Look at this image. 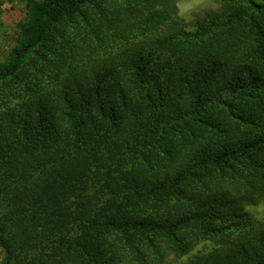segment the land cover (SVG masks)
I'll use <instances>...</instances> for the list:
<instances>
[{
    "label": "trees",
    "instance_id": "16d2710c",
    "mask_svg": "<svg viewBox=\"0 0 264 264\" xmlns=\"http://www.w3.org/2000/svg\"><path fill=\"white\" fill-rule=\"evenodd\" d=\"M9 1L0 264H264V0Z\"/></svg>",
    "mask_w": 264,
    "mask_h": 264
},
{
    "label": "rangeland",
    "instance_id": "374dc122",
    "mask_svg": "<svg viewBox=\"0 0 264 264\" xmlns=\"http://www.w3.org/2000/svg\"><path fill=\"white\" fill-rule=\"evenodd\" d=\"M111 1V0H108ZM107 2L104 3L106 5ZM229 4L216 0H172L171 24L181 23L186 28H194L195 25L206 19L213 13H221ZM25 19V6L18 2L0 0V57L5 60L9 52L16 46L19 35V24ZM166 29V30H167ZM244 211L253 215L257 220L264 219V201L244 204ZM215 244L213 242L201 243L192 253L184 257L170 255L165 264H187L197 256L211 253Z\"/></svg>",
    "mask_w": 264,
    "mask_h": 264
}]
</instances>
